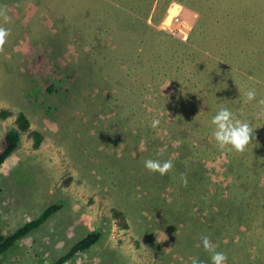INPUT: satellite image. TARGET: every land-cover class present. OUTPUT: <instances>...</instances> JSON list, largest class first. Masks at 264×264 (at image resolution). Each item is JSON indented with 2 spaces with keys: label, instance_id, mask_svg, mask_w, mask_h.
I'll return each mask as SVG.
<instances>
[{
  "label": "rangeland",
  "instance_id": "rangeland-1",
  "mask_svg": "<svg viewBox=\"0 0 264 264\" xmlns=\"http://www.w3.org/2000/svg\"><path fill=\"white\" fill-rule=\"evenodd\" d=\"M0 9L11 17H0L10 30L0 112H12L0 114V141L19 112L30 121L0 165V237L61 204L0 264H53L94 228L101 239L62 264H211L202 235L226 264H264V0H0ZM168 15L174 34L162 26ZM221 108L254 129L243 153L212 137ZM147 159L174 167L150 173Z\"/></svg>",
  "mask_w": 264,
  "mask_h": 264
},
{
  "label": "clouds",
  "instance_id": "clouds-1",
  "mask_svg": "<svg viewBox=\"0 0 264 264\" xmlns=\"http://www.w3.org/2000/svg\"><path fill=\"white\" fill-rule=\"evenodd\" d=\"M0 17L3 18L4 23H10L11 17L6 13L5 9H0ZM167 21H163L162 26L165 31L174 34L173 25L169 21L173 20L171 15L166 16ZM167 25H172V30L167 28ZM10 35V30L4 27H0V52L4 50V45L6 43L7 37ZM224 63V62H223ZM171 82V81H170ZM169 82V83H170ZM169 83L165 88L168 87ZM245 102H251L256 99L255 89H249L245 93ZM260 109V115H264V99L257 102ZM158 120L152 121V127L158 125ZM211 125L214 126L212 132V137L220 150L227 149L228 151H235L237 153H243L249 143L253 139L254 129L246 121H241L237 119L232 111L228 108H221L211 119ZM163 150L157 152L158 156H163ZM144 167L150 173H159L161 176L168 174L174 167L171 159L160 161L154 159H147L144 162ZM181 181L184 186H187V178L185 174H181ZM202 241L203 248L206 252L210 254L211 264H226L227 257L223 252H217L214 245L212 244L209 236L202 235L200 237ZM157 243L158 238H157ZM191 264H200L196 258H191Z\"/></svg>",
  "mask_w": 264,
  "mask_h": 264
},
{
  "label": "trees",
  "instance_id": "trees-1",
  "mask_svg": "<svg viewBox=\"0 0 264 264\" xmlns=\"http://www.w3.org/2000/svg\"><path fill=\"white\" fill-rule=\"evenodd\" d=\"M11 111L4 109L0 112L2 116L11 115ZM16 128H11L5 131L4 135L0 141V165H2L9 156L15 151V149L19 145L20 137L22 132L28 131L30 128V121L27 115L24 112H19L16 117ZM35 134V146L37 147L40 140L41 135L39 133ZM61 208V204H53L44 210L37 218L28 221L26 224L19 227L16 231L6 237H0V254L11 248L16 244V242L27 235L33 229L41 226L46 220L53 215L58 209ZM122 215L119 214V219H122ZM101 230L100 229H92L86 235L82 236L79 241H77L69 251L60 257L53 264H62L63 262L70 260L73 257L80 256L85 254L95 243H97L101 239Z\"/></svg>",
  "mask_w": 264,
  "mask_h": 264
},
{
  "label": "built area",
  "instance_id": "built-area-1",
  "mask_svg": "<svg viewBox=\"0 0 264 264\" xmlns=\"http://www.w3.org/2000/svg\"><path fill=\"white\" fill-rule=\"evenodd\" d=\"M167 28H168V29H171V30L173 29V28H172V25H167Z\"/></svg>",
  "mask_w": 264,
  "mask_h": 264
}]
</instances>
